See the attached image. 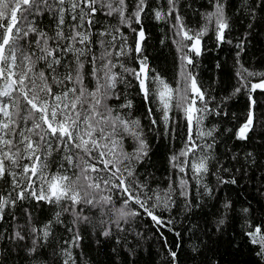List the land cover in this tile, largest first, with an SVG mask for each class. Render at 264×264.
<instances>
[{
  "label": "snow or ice",
  "instance_id": "1",
  "mask_svg": "<svg viewBox=\"0 0 264 264\" xmlns=\"http://www.w3.org/2000/svg\"><path fill=\"white\" fill-rule=\"evenodd\" d=\"M0 264H264V0H0Z\"/></svg>",
  "mask_w": 264,
  "mask_h": 264
}]
</instances>
